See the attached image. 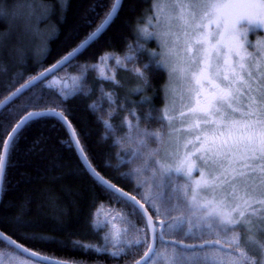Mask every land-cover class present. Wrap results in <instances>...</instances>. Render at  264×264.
<instances>
[{
	"label": "trees",
	"instance_id": "trees-1",
	"mask_svg": "<svg viewBox=\"0 0 264 264\" xmlns=\"http://www.w3.org/2000/svg\"><path fill=\"white\" fill-rule=\"evenodd\" d=\"M114 2L115 0H0V102L83 42L104 21ZM154 2L123 0L107 30L72 63L0 111V141L7 138L5 132L10 133V129L27 112H61L72 124L94 169L115 186L136 196L156 220L163 221L165 239L198 244L197 237L192 236L198 232L191 228L196 213L191 209V195L194 193L192 185L188 189L171 187V192L163 189L164 199L152 204L128 177L126 168L116 165L117 138L111 131L114 132L113 129H117L126 116L130 118L132 111L136 112L138 127L140 124L145 125L147 113L159 115L166 103L167 74L153 63L154 59L149 54V46L156 48V44L154 41H145V51L135 49V45L142 40L141 27L153 12ZM23 4L25 6H21ZM18 7V11L34 10L33 13H36L37 10V14L44 13L34 24L39 35L26 32L25 21L16 10ZM29 29V32L33 31L31 27ZM142 42L141 45H144ZM106 55L122 60V64L115 69L114 81L98 78L92 68V65L99 63ZM144 64L149 65L144 76L135 81L130 80L131 84H124L125 89L120 90L116 83L118 74L134 68L142 70ZM80 69L86 73L84 89L64 97L59 89L50 84L62 72L78 73ZM125 79L126 77L121 80L120 77L122 82ZM105 92L114 94V112L109 111L112 109L111 101L103 97ZM124 95L132 100H126ZM140 96L145 99L142 100ZM98 104L102 110L110 112V118L104 111V116L100 115ZM119 107H122L121 114H117ZM109 127L112 128L111 131H108ZM121 132L118 130L120 136ZM256 177L262 176L257 174ZM263 181L264 177L257 180V184ZM183 186L185 185L181 187ZM103 205L128 210L141 226H145L149 241L142 214L91 176L62 123L55 118L39 119L28 123L19 132L14 149L8 155L2 183L0 232L32 251L63 261L77 264L134 263L147 250L149 242L145 249L136 245L118 255L107 252L104 249L105 231L96 224L97 212ZM212 246L213 244L201 249ZM159 249H171L176 256H185V260L177 264H193L189 260L193 251L200 248H182L158 241L156 252L147 264L158 263L162 256L158 253ZM0 250L25 257L1 240Z\"/></svg>",
	"mask_w": 264,
	"mask_h": 264
},
{
	"label": "rangeland",
	"instance_id": "rangeland-1",
	"mask_svg": "<svg viewBox=\"0 0 264 264\" xmlns=\"http://www.w3.org/2000/svg\"><path fill=\"white\" fill-rule=\"evenodd\" d=\"M154 1L153 12H151L150 17L147 18V22L141 27L140 34L148 32L168 34L166 44L162 43L155 36L152 39L146 40L147 43L154 41L156 44V48L149 46V54L152 60L154 59L152 53H155L159 57L160 62L164 65L161 68L167 74V84L165 87L166 103L161 113L159 111V115L164 114L165 119L160 121L158 119L159 115H151L148 112L146 116L148 119L147 123L145 125L140 124L138 127L136 112L132 111V116L130 118L126 116L123 122L121 121L117 126L118 128L113 129L114 132L109 127L108 131L115 133L117 138L118 161L116 165L126 168L128 177L135 182L136 186L145 194V198H149L152 204L160 203L164 199L163 189L171 192V187L173 189H188L187 187L192 185L194 193L193 196L191 195V198L193 199L195 196V199L191 203V209L196 211V213L191 228L198 232L192 236L197 237V243L219 238L223 247L213 244L212 247L193 251V256L189 260H192L191 263L264 264V204L257 203L259 200H264V181L257 184V180L264 176H254L248 181V185L255 196V200L252 201V208L256 209L253 212L252 209L246 208L244 219L248 223L241 222L238 225L230 226L221 224L222 217L207 216L210 207L214 205H210L207 209L203 205L209 200L223 201L226 205L224 210L230 211L233 206L241 203L239 200L240 195H242L240 183H237L235 189H231L229 185H223L214 191L196 190L192 182L201 179L198 172L194 171L191 179H189L167 170L168 167L175 166L178 153L183 155L185 144H187V150H194L193 145L189 144L188 141H194L196 134L210 127L203 124V120L205 119L203 115L199 112L191 111L196 106V93L199 90V85L196 84V74L204 67L203 61L207 58L210 64L208 71L212 74L215 81L219 83L220 80L215 77V71L216 66L221 61L217 58V52L210 49V45H201L196 43V41L200 38L202 31H207L210 33L209 38L214 44L217 38L215 34L217 31H222V29L218 30L215 24H212L208 29L198 27L200 17L205 12L203 7L204 0ZM260 2L261 0H249V3L257 5ZM180 5H183V7H180ZM19 8H16V10L18 11ZM240 10L234 9L233 11ZM245 10L256 13L264 11L259 7ZM18 12V15H21L25 21L24 29L26 32L39 35V31L35 29L34 24L44 13L37 14V10L36 13H33L35 12L34 10L28 12L20 10ZM152 17H154L153 20ZM28 26L33 31L29 32ZM238 27L245 33L241 39L245 42L247 53L251 57L250 59H246L245 63L253 74L252 79L256 80L258 84H254L253 88L258 89L259 84L264 83V27ZM142 43L144 45H141V42L135 45L136 51L140 50V48L145 49V44L147 45V43L145 41ZM233 59L236 58L233 57ZM124 60L126 61V58ZM121 61L118 57L106 55L99 63L92 65V68L95 69L98 78L114 81L115 69L122 64ZM136 69L134 68L127 72L122 71L118 74L116 83L120 90L125 89L124 84H131L130 80L135 81L142 78ZM120 77L121 80L126 77L124 82L120 81ZM85 78L86 73L84 70L80 69L78 73L65 71L58 77H54L50 81V84L59 89L61 95L67 97L75 91L85 88ZM204 91H211L210 85L207 82L204 83ZM135 93L137 94L138 91ZM252 95L260 98L261 92L257 90ZM103 97L111 101L110 107L112 109L109 111L114 112L115 105L113 101L115 102L116 100L113 92H105ZM124 97L126 100H132L126 95ZM129 103L134 104L131 101ZM99 104L101 105V102ZM99 104L97 107L98 112L104 116V110L101 109ZM238 106H240L239 103L234 105V107ZM109 111H104L108 118L111 117ZM121 112L122 107H119L117 114H121ZM159 121L160 123L158 124ZM197 123L200 124L199 128L195 127ZM118 130L122 131L121 136L118 134ZM193 160L195 161V157H193ZM196 163L198 164L199 161H196ZM161 165L165 166L162 167ZM182 185L185 186L181 187ZM230 190L233 192L232 195H228ZM233 216H237V214L233 213ZM96 224L105 231L106 243L104 249L109 253L118 255L136 245L142 246L145 249L149 242L145 234V226H141L130 215L128 210H124L121 207L113 205L101 206L96 215ZM194 225L195 227H193ZM203 238L205 239L202 240ZM137 241L140 243H137ZM229 242H231L230 245ZM237 249H239L238 252L236 251ZM158 253L162 256L157 264H177L185 260V256H176L171 249H159ZM183 254L186 255V253ZM0 264L42 263L21 257L11 251L0 250Z\"/></svg>",
	"mask_w": 264,
	"mask_h": 264
},
{
	"label": "snow or ice",
	"instance_id": "snow-or-ice-1",
	"mask_svg": "<svg viewBox=\"0 0 264 264\" xmlns=\"http://www.w3.org/2000/svg\"><path fill=\"white\" fill-rule=\"evenodd\" d=\"M203 7L205 12L200 17L198 27L208 29L212 24H215L217 29H222V31H217L215 34L217 38L214 44L211 42L210 33L207 31L200 33V38L197 39L196 43L208 44L211 50L217 52V58L221 63L216 66L215 77L219 78L220 82L217 83L212 74L209 73L210 64L205 58L204 67L196 74V84L199 85V90L196 93V106L191 111L203 115L205 117L203 124L210 127L196 134L194 141H188L189 144L193 145L194 150H187V144H185L183 155L178 153L175 166L168 167L167 170L189 179H191L194 171L198 172L201 179L192 182L196 190L214 191L223 185H229L231 189H235L237 183H240L242 195H240L239 200L241 203L233 206L230 211L224 210L226 205L223 201L209 200L203 207L209 208L210 205H214L210 207L207 216L222 217L220 222L223 225L235 226L241 222L247 224L248 221L244 219L246 208L252 209L253 212L256 211L252 208V201L255 200V196L248 185V181L257 174L264 176V83L259 84L258 89L253 88L256 80L252 79L253 74L245 63V60L251 57L247 53L245 42L241 39L245 33L238 26L244 28H248V26L264 27V11L256 13L245 10L255 7L264 10V0H261L259 5L249 3V0H204ZM234 9L241 10L233 11ZM140 35L142 40L139 42L152 39L155 36L162 43H167V33L148 32ZM140 51L143 52L145 49L140 48ZM152 55L154 57L153 63L159 67H164L159 57L155 53ZM65 59L67 60L68 57ZM148 67V64H144L142 70L136 69V71L143 77ZM43 75L42 73L41 76ZM35 79H40V77ZM205 82L210 85L211 91H204ZM31 83L32 81H29L28 84L13 91L6 101L0 103V108L20 95ZM257 90L261 92L260 98L252 95ZM238 103L240 106L234 107ZM44 118H55L67 126V117L61 113L55 111L27 112L10 129V133L19 134V131L28 123ZM158 119L163 121L165 115H159ZM195 127L199 128L200 124L197 123ZM5 135L7 139L0 141V181L5 174L8 155L14 149L16 140V136L9 134V132H5ZM9 141H12L11 145ZM73 143L78 144L79 142L77 140ZM81 151L83 150L81 149ZM193 157H195V161ZM196 161L199 163L197 164ZM161 166L164 167L165 165ZM94 174L100 179L98 174ZM101 182L107 183L103 180ZM108 187L113 192L117 191L115 186L110 183ZM232 194L233 192L230 190L228 195ZM120 195L127 194L121 191ZM129 199L139 206V202L134 196L129 197ZM257 203L264 204V200H259ZM233 213H236L237 216H233ZM157 214H159V210H157ZM180 223H184V221H180ZM169 227L172 226L169 225ZM160 238H163L162 235ZM13 243L15 242L13 241ZM137 243L140 242L137 241ZM206 243L223 247L219 238L209 240ZM194 247L203 248L204 245ZM23 250L28 251L27 249ZM236 251L238 252L239 249ZM148 252H152V248H149ZM30 255H36V253H30Z\"/></svg>",
	"mask_w": 264,
	"mask_h": 264
},
{
	"label": "water",
	"instance_id": "water-1",
	"mask_svg": "<svg viewBox=\"0 0 264 264\" xmlns=\"http://www.w3.org/2000/svg\"><path fill=\"white\" fill-rule=\"evenodd\" d=\"M122 1L123 0H115V2L113 4L114 7L112 6L109 14L106 16L104 21L98 26V28L96 30H94L83 42H81L75 49H73L70 53L65 55L58 62H56L52 66L48 67L47 69H45L41 73L37 74L32 79H30L29 81H32V83L29 85V87L25 88L20 95H18L17 97H14L11 101H9L7 104H5V106L3 108H0V111H2L6 106H8L10 103H12L14 100H16L22 94H24L28 90L32 89L33 87H35L39 83H41L44 80H46L47 78L53 76L54 74L59 72L61 69L65 68L70 63H72L87 47H89L96 39H98L107 30V28L110 26V24L115 19L116 15H117L120 7H121ZM105 21H108V23H105ZM65 57H68V59L66 60ZM49 70H51V71H49ZM42 73L44 74L43 76H41ZM36 77H40V79H35ZM29 81H27L23 85L28 84ZM10 95H8L0 103H3L4 101H6L7 98ZM48 111H55L57 113H61V112H58L56 110H43V111H38V112H48ZM63 125L65 126V124H63ZM65 127H66L69 135L71 134L70 138H71V141H72V145L76 149L79 158L81 159L83 165L85 166L87 171L91 174V176L97 182H99L104 188H106L107 190H109L110 192H112L113 194L118 196L119 198L129 202L135 208H137V210L142 214V216H143V218L145 220L146 227H147V230H148V233H149V245H148L147 250L144 252V254L132 264H147L152 259V257L154 256V254L156 252L158 241L174 244V245H177V246L182 247V248L184 246H188V247H184V248H192V249H195V248H200L201 249V247H194V246H198V245H204V247L209 245L206 242L205 243H198V244H186V243L175 241V240H167V239H165V237L163 235L164 222L161 221V220H156L152 216V214L149 212V210L146 207V205L141 200H139L136 196L132 195L131 193H128V192L124 191L123 189L115 186L114 184H112L111 182H109L108 180L103 178L94 169V167L91 165V163L89 162V160H88L87 156L85 155L84 151H81V149L83 150V148L81 146V143H80V141H79V139L77 137V134H76L72 124L70 123V121L68 119H67V126H65ZM9 134L15 135V136L18 135V134H15V133H9ZM77 140L79 142L78 144L77 143H73V141H77ZM9 144L11 145L12 141H9ZM94 173L98 174L100 179H98L97 175H95ZM3 178H4V176H3ZM101 180L107 181V183H102ZM2 183H3V179H2V181H0V199H1V193H2ZM109 183L115 186V189L117 190L116 192H113V190L108 187ZM121 191L123 193H126L127 195H120ZM131 196H134L136 198V201L139 202V206H142V207H139L131 199H129V197H131ZM161 235L163 237L162 239L160 238ZM0 240L2 242H4L6 245H8L9 247L13 248L15 251H17L21 255H23L26 258H29V259H31L32 261H35V262H39V263H42V264H77V263H72V262H68V261H63V260H59V259H56V258H52V257L46 256V255L37 253L35 251H32V250L22 246L21 244L17 243L13 239L9 238L8 236L3 234L2 232H0ZM13 241L15 243H13ZM20 246H22V247H20ZM149 248H152V252H148ZM23 249H27L28 251H24ZM30 253H36V255H30Z\"/></svg>",
	"mask_w": 264,
	"mask_h": 264
}]
</instances>
